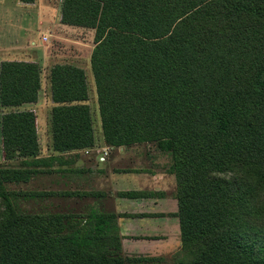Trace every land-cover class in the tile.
Masks as SVG:
<instances>
[{
	"label": "trees",
	"instance_id": "trees-1",
	"mask_svg": "<svg viewBox=\"0 0 264 264\" xmlns=\"http://www.w3.org/2000/svg\"><path fill=\"white\" fill-rule=\"evenodd\" d=\"M61 22L95 32L104 144H152L168 158L181 247L170 258L128 255L101 194L24 188L82 173L64 156L100 143L85 71L58 64L55 154L42 157L37 115L22 110L38 102L41 67L4 61L0 264H264V0H63ZM54 198L94 202L60 209Z\"/></svg>",
	"mask_w": 264,
	"mask_h": 264
},
{
	"label": "crops",
	"instance_id": "crops-1",
	"mask_svg": "<svg viewBox=\"0 0 264 264\" xmlns=\"http://www.w3.org/2000/svg\"><path fill=\"white\" fill-rule=\"evenodd\" d=\"M4 2L0 0L1 8ZM15 2L21 7L16 8L18 20L33 19L32 13L38 3ZM35 20L30 34L29 27L23 29L28 32L27 45L0 47V65L4 61L38 64L40 53L34 50L37 46L35 33L44 27V23L37 17ZM27 53L28 57L25 56ZM33 106L26 105L22 110L33 111ZM82 152L96 155L95 164L83 167L80 174H83L87 189L101 194L102 200H106L120 216L118 224L124 252L138 256L176 253L181 247L180 222L175 216L178 212V201L174 196L176 181L165 168L164 154L151 144L111 148L100 143L96 148ZM128 193L138 195H123Z\"/></svg>",
	"mask_w": 264,
	"mask_h": 264
},
{
	"label": "rangeland",
	"instance_id": "rangeland-1",
	"mask_svg": "<svg viewBox=\"0 0 264 264\" xmlns=\"http://www.w3.org/2000/svg\"><path fill=\"white\" fill-rule=\"evenodd\" d=\"M62 2L63 0H35L34 4L38 3V8L34 9L35 11L32 13L33 19L24 18L23 21L18 20L19 14L16 13V8L19 6H17L18 4H16L15 0H5L2 6L3 9L0 7V47L5 45H27L28 42H26V37H28V32L23 29H28L29 27L30 34V32H32L31 30L34 28L33 24L36 23V17L38 20L41 19L44 23V27L37 30L35 33L37 46H34V50H36V53H40L38 64L42 71V87L38 102L32 107V110L37 115L42 157H49L55 154L52 148L50 127L52 109L55 106L52 102L50 73L52 68L58 64L75 65L85 71L89 86V101L87 104L92 111L96 141L97 143H104L98 97L91 70V55L95 46V32L90 29L71 26L63 27L60 21ZM27 50H29V48H27ZM27 55L29 54L27 53L25 56L28 57ZM1 116L2 112L0 110V117ZM1 149L0 142V161H2ZM75 154L64 156L65 158H73L70 159L73 163L67 165L68 169L78 171L82 170L83 167L87 168V166L95 164V153L87 154L81 152V154ZM163 159L165 168H167L168 158L164 155ZM87 187L83 179V174L70 173L67 174L66 177H61L60 175L40 176L32 181L28 187L24 188L56 192L63 190L91 192ZM52 201L54 205L58 208L60 207V209L78 210L81 208L80 206H88L94 202L88 198L78 202L75 199L68 198H54ZM102 202L107 210H113L106 200ZM168 251H170V249ZM172 255L173 254L151 257L170 258Z\"/></svg>",
	"mask_w": 264,
	"mask_h": 264
}]
</instances>
